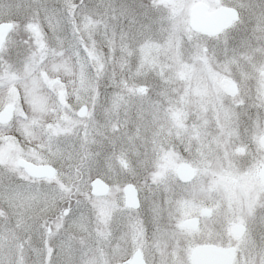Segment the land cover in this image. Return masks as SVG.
Returning <instances> with one entry per match:
<instances>
[{"label":"clouds","instance_id":"obj_1","mask_svg":"<svg viewBox=\"0 0 264 264\" xmlns=\"http://www.w3.org/2000/svg\"><path fill=\"white\" fill-rule=\"evenodd\" d=\"M0 25V264H264V0Z\"/></svg>","mask_w":264,"mask_h":264},{"label":"snow or ice","instance_id":"obj_2","mask_svg":"<svg viewBox=\"0 0 264 264\" xmlns=\"http://www.w3.org/2000/svg\"><path fill=\"white\" fill-rule=\"evenodd\" d=\"M3 27H4V25H0V28H3ZM7 28H8V29H11V28H12V25H10V24L7 25Z\"/></svg>","mask_w":264,"mask_h":264}]
</instances>
